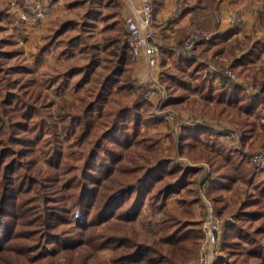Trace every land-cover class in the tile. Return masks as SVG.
I'll return each instance as SVG.
<instances>
[{
  "label": "trees",
  "instance_id": "16d2710c",
  "mask_svg": "<svg viewBox=\"0 0 264 264\" xmlns=\"http://www.w3.org/2000/svg\"><path fill=\"white\" fill-rule=\"evenodd\" d=\"M18 1L24 5L22 0ZM187 1H179L173 20L196 9L202 0H190L194 5ZM212 1L210 10L217 15L222 0ZM83 3H87L88 22L105 20L102 28L110 31L103 45L110 47L113 57L106 63L108 71L100 87L93 84L88 93L90 97L79 95L78 104L63 99L58 104L59 114L45 118L40 115L36 102L24 99L21 93L0 92V264H101L97 256L103 247L111 250V264H188L199 251L203 237L202 219H196L192 209L194 203L201 202L205 211L202 196L223 220L213 264H264V176L256 177V170L240 149L216 156L195 148L193 142L200 133L207 136L212 133L209 124H182L179 132L180 151L184 138L190 137L193 142L186 155L209 166L203 176H200V167L187 163L184 167L156 151L154 146L161 136L140 135L139 128L159 124L163 118L149 109L141 112L144 103L138 99L145 87L131 79L129 72L125 73L134 59L126 51L128 34L123 32L122 2L74 0L69 5ZM152 3L155 15L162 0H152ZM101 5L107 7L104 13L99 9ZM4 14L0 9V19ZM77 23L76 20L62 21L50 37L56 38ZM233 32V29H224L213 38L224 40ZM49 39L40 49L41 53L47 49ZM62 43L61 54L75 47L80 52L88 49L82 33L67 36ZM89 48L96 50L98 46ZM256 49L254 46L235 59L232 68L251 61ZM166 55L169 52L163 49L159 81L172 91L170 81L184 85L185 81L180 75L166 71ZM96 58L92 53L85 65L71 66L58 76L66 84L73 73L94 71ZM199 58L198 54L180 50L175 67L178 70L191 67L190 73L194 72L203 64ZM121 79L129 85L122 83L118 88L126 92L116 90L108 95L111 85ZM204 82L206 79L190 87L199 92L201 102L192 97L185 104L186 95L170 94L158 102V107L178 110L201 104L205 117L227 118L234 123L242 148L244 141L255 134V121L248 114L257 113L258 105L264 102L262 90L250 94L238 83L228 84L224 76L217 84ZM208 100H213V104L209 105ZM96 125L102 129L88 149L80 151L79 163H76V148L69 152V159L56 154L59 147L54 144L59 130L67 138L72 136L78 144ZM45 131L52 135L51 153L41 146L49 143V138L42 139ZM141 142L151 156L149 164H141L129 156L130 146ZM37 147L41 150L38 156ZM41 156L47 161L45 168L39 166ZM198 178H201L202 196L195 191ZM236 179L248 185L238 205V194L230 203L221 200L219 194L220 186L231 185ZM172 194L179 207L165 204ZM146 201L161 209L155 222L157 234L135 227Z\"/></svg>",
  "mask_w": 264,
  "mask_h": 264
},
{
  "label": "rangeland",
  "instance_id": "374dc122",
  "mask_svg": "<svg viewBox=\"0 0 264 264\" xmlns=\"http://www.w3.org/2000/svg\"><path fill=\"white\" fill-rule=\"evenodd\" d=\"M22 1L24 3L23 6L18 0H0V9H3V11L6 12V14H4L5 16L0 19V92H3L4 95L13 92L21 93L24 99L36 102L35 105L39 108L42 117L45 118L51 115L55 117L59 114L58 104L62 102L63 99L67 101L74 100L75 103L78 104L80 103L79 95L83 94L90 97L88 96V93H91L92 88L94 86H97V88L100 87V84L105 77V73L108 71L106 69V63L113 57L109 53L110 47L106 48L103 45L105 39L110 35V31L102 28L105 20L98 18L88 22L89 19L85 17V13L88 9L87 3L69 5V3L74 0H59L56 5L61 11L63 9V12L59 13L57 19L54 20L47 30L40 35L39 39L35 37V39H30L28 41L23 32V28L29 20H32V18L28 17V14H30L29 5L32 1ZM56 1L58 0H48L49 11L47 13L50 12ZM212 2V0H202L199 6L196 9L189 11L188 14V27L190 28L189 34L193 31H201L210 36V40H205L206 42L204 41L203 43L195 45L189 52H184L188 54H198L200 56L199 61H203L202 66L191 73V67H187L185 70H178L174 65L171 68H166V71L169 73L180 75L182 80L185 81V85L176 83L175 86L172 84L173 89L171 88L172 91H169L167 86L166 88H163V90L155 88L154 84L157 85L158 83L154 81L155 79L153 80V77L146 78L145 82L140 83L137 78H134L136 72V60L131 62L132 66L130 70L125 72H129L131 79L136 80L139 84L145 87L139 97L140 99H138V101L144 103L140 109L141 112L145 113V111L149 109L153 114L160 115L163 118L159 124L148 127L142 125L139 128L140 135H160L161 137L159 141L154 146L156 151L170 156L184 167L186 163H190L200 167L202 170H204L207 165L205 161H195L187 155L181 154L179 147L180 136H178L181 124H184V121H189L190 123L188 124L195 125H200L197 124L199 122L204 125L209 124L215 132H222L229 139L238 141L239 133L235 129L234 123L227 118L214 119L205 117L202 113L201 104L198 105L194 103L191 106H184L177 110L167 107H158V102L162 101L170 94L176 96L189 95L190 87L202 79H206V82H204L205 85L220 83L223 76L228 84L238 83L250 94L258 93L262 90L261 94L264 99V14H261V11L264 9V0H222L218 7L217 15L212 14L210 10ZM186 3L194 5L190 0ZM246 7H248L250 11L244 10ZM178 8L179 2L176 6V10H178ZM99 9L101 13H104L107 10V7L101 5ZM226 12H228V14ZM245 13H247L246 19L243 17V14ZM231 14L239 15L241 18L240 22L231 23L229 20ZM22 15H24V17ZM227 15L228 20H226ZM121 18L123 32L127 33L123 21V2L121 7ZM66 20H76L78 23L77 25L74 24L73 26H70V28L64 30L60 35L52 39L50 36L53 34L55 28L59 23ZM221 24H224V27L229 26L228 29H233L235 32L224 40L216 41L213 36L224 29ZM78 33L84 35L88 49H84L80 52L78 48L75 47L71 52L68 51L67 53L61 54L60 50L63 48L62 39ZM189 34H187L182 41H184ZM48 39L49 45L47 46V49L41 53L40 49L47 44L46 42ZM182 41L179 42V48L181 47ZM154 42H156L155 39ZM91 45H97L98 48L92 50L93 48H89ZM254 46L258 49H256L257 51L252 60L232 68V62ZM92 53L97 56L94 71L86 72V70H81L73 73L67 79L65 84L64 80H61V76L58 75L71 66L85 65L89 61ZM159 61L157 70L162 72ZM146 66L150 70L147 64ZM125 73L123 75H125ZM228 73L232 76L230 77L227 75ZM84 75H86V79L80 83L79 80ZM213 75L219 77L217 83H213ZM122 83L126 85L128 81H123L121 79L117 83L115 82L112 84L108 95L111 96L112 91L116 90H118L119 93L126 92L125 89L118 88ZM77 84L79 85L77 86ZM93 84L95 85L92 87ZM186 85L189 86L187 87ZM147 91L151 92L148 96H146ZM195 94L196 99L201 102L202 99L199 96V92H196ZM213 102V100L207 101L209 105L213 104ZM168 115H172L173 118H166ZM248 116L255 121V128H262L261 125L264 123V102L258 105L257 113H250ZM218 127L220 130H217ZM101 129V125L91 127L90 133L87 137L78 144L74 143L72 136L67 138L65 134L59 130L57 142L54 144H58L59 147L56 150V154L59 153V156L63 159H69V157H67L69 152L73 150V148H76V163H79L82 160L80 151L88 149L91 140L97 137V134ZM229 130L235 133L234 136H230V134L226 132ZM46 138H49V143L41 144V146L51 153L53 152V147H51L52 135L47 131H45L42 139ZM263 148L264 145L261 147L255 145L252 148H249L251 149L248 150V164L250 166L253 167L250 159L251 155L260 149L263 150ZM129 150L131 152L129 156L139 163L144 165L150 163L148 161L151 159V156L147 150L144 149L142 142L133 143ZM40 151L41 150L37 147L35 151L37 156ZM39 166L43 168L47 167V161L43 160V156H41ZM256 174H260L263 177L264 171L256 170ZM200 179L201 178H198L194 184L198 196L203 195ZM242 189L245 190L244 187L240 188V190ZM237 193L238 190L234 191V195ZM171 196L173 198L171 200L169 199L170 201L166 199L165 204L168 206L179 207L175 202V195L172 194L169 197ZM192 209L196 219L203 218L204 211L201 202L194 203ZM194 210L197 212V215H195ZM160 213V208L153 206L150 202L146 201L136 218V229L141 231L146 230L150 233L157 234L158 229L156 228L157 226L155 225V222L158 220ZM227 218L231 219L230 216ZM202 241L203 237L201 239L200 247ZM198 254L199 251L196 256L188 262V264H198ZM110 255L111 250L103 247L98 251L97 257L101 264H111Z\"/></svg>",
  "mask_w": 264,
  "mask_h": 264
},
{
  "label": "crops",
  "instance_id": "0c3cea01",
  "mask_svg": "<svg viewBox=\"0 0 264 264\" xmlns=\"http://www.w3.org/2000/svg\"><path fill=\"white\" fill-rule=\"evenodd\" d=\"M33 1V0H29ZM57 2L53 4L51 10L49 13H47L41 20H29L25 27L23 28V32L25 36L27 37V40L30 39H39L40 35L43 34L47 30V28L50 26L51 23L54 22V20L57 19L59 16V13L63 12V9H59L57 7ZM135 4L138 3V0H133ZM177 2V3H176ZM179 0H162L161 5L157 9L155 15H154V26H155V35L153 37V40L155 39L156 42L160 45V55H159V63L162 57V50H167L169 52V55L164 56V68H171L173 65L175 66V58L176 54L180 53L179 48V42L182 41V39L189 34L190 28L188 27V14L187 12L183 17L179 18L178 20H173L175 17V13L177 12L176 6L178 4ZM124 9V8H123ZM244 10L250 11L248 7L244 8ZM227 11V10H224ZM228 14V12H226ZM247 13L243 14L244 19H246ZM226 20H228V15ZM224 29H228L229 26L224 27V24H221ZM223 29V30H224ZM235 35V34H234ZM173 53V54H172ZM134 60L135 61V76L134 78H137L140 83L145 82L146 78H152L153 80L158 83L155 84V88H160L163 90V88H166V84H162L159 81V75L161 74L160 70H157V67L152 71L148 69V67L145 64V58L142 55H138ZM161 66V65H160ZM161 70L163 71V66H161ZM160 72V73H159ZM143 78V79H142ZM217 75H213V83H217L219 81ZM172 84L176 86L175 81H170V89L172 88ZM167 86V85H166ZM173 89V88H172ZM160 90V91H161ZM196 92L192 91L190 89V94L185 97L183 100L184 103L188 101L190 98L195 97L196 98ZM189 98V99H188ZM152 99V97H151ZM205 126V125H204ZM211 127V125H210ZM262 128L257 127L255 128V134L251 135L247 140L244 141L242 148L239 143V140H231L226 135H224L222 132H215V130L211 127L209 128L212 133L210 132L208 136L205 133H200L199 137L194 140V142L188 138H184L183 142L184 145L182 146V155H186V152L190 149V146L193 142V145L195 148L203 150L205 153L213 154L216 156H220V153L231 151V153L237 149H240L247 157L249 156V151L251 150L249 148H252L253 146L257 145V147H261L264 145V123L261 125ZM178 136H180V133L178 132ZM263 143V145H262ZM252 146V147H251ZM209 171V166L206 165L204 170H201L200 176H203L205 172ZM256 177H262L260 174H256ZM241 187L248 188V185L244 184L239 179H236L231 183V185H224L220 186L219 188V194L221 197V200L226 201L230 203L231 199L233 198L234 191L238 190V197H237V205L240 202V200L244 196V190H240ZM173 197H168L167 200H171ZM169 200V201H170ZM195 211V210H194ZM195 215H197V212L195 211ZM196 217V216H195Z\"/></svg>",
  "mask_w": 264,
  "mask_h": 264
},
{
  "label": "built area",
  "instance_id": "2783aa9c",
  "mask_svg": "<svg viewBox=\"0 0 264 264\" xmlns=\"http://www.w3.org/2000/svg\"><path fill=\"white\" fill-rule=\"evenodd\" d=\"M123 2V21L127 31V53L135 59L138 55L145 58L146 64L150 71L154 70L158 65L160 45L154 42L153 37L156 33L154 26V13L152 0H138L135 4L133 0H122ZM49 11L48 0H33L29 5L28 17L34 20H41ZM24 17V15H22ZM231 23L240 22L241 18L237 14H231L229 19ZM210 38L206 33L201 31H193L181 43V51L189 52L200 40H208ZM230 77L229 73L227 74ZM155 85V84H154ZM151 92L147 91L146 96ZM172 119V115L166 116ZM184 124L190 123L184 121ZM197 124L204 125L199 122ZM182 125V124H181ZM217 130H220L218 127ZM230 136H234V132L226 131ZM251 164L258 171H264V149H260L251 155ZM191 166L190 163H187ZM205 211L202 218L203 241L199 249L198 264H213L215 254L219 247V232L223 225V220L218 218L209 200L202 196Z\"/></svg>",
  "mask_w": 264,
  "mask_h": 264
}]
</instances>
